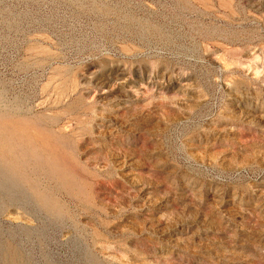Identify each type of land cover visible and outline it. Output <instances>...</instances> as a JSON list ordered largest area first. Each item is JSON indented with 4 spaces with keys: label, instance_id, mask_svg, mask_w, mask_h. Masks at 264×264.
<instances>
[{
    "label": "rangeland",
    "instance_id": "obj_1",
    "mask_svg": "<svg viewBox=\"0 0 264 264\" xmlns=\"http://www.w3.org/2000/svg\"><path fill=\"white\" fill-rule=\"evenodd\" d=\"M0 264H264V0H0Z\"/></svg>",
    "mask_w": 264,
    "mask_h": 264
},
{
    "label": "bare ground",
    "instance_id": "obj_2",
    "mask_svg": "<svg viewBox=\"0 0 264 264\" xmlns=\"http://www.w3.org/2000/svg\"><path fill=\"white\" fill-rule=\"evenodd\" d=\"M1 127H2V126H1ZM9 144H10V143H9ZM3 147H4V146H3ZM5 148H6V147H5ZM30 154H31V153H30ZM30 154H29V155H30ZM10 156H11V155H10ZM18 162H19V161H18Z\"/></svg>",
    "mask_w": 264,
    "mask_h": 264
}]
</instances>
